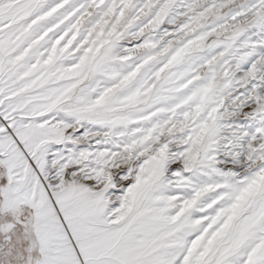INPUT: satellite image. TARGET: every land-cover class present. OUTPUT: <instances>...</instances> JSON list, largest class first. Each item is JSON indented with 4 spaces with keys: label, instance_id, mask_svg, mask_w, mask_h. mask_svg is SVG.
Returning <instances> with one entry per match:
<instances>
[{
    "label": "snow or ice",
    "instance_id": "snow-or-ice-1",
    "mask_svg": "<svg viewBox=\"0 0 264 264\" xmlns=\"http://www.w3.org/2000/svg\"><path fill=\"white\" fill-rule=\"evenodd\" d=\"M0 264H264V0H0Z\"/></svg>",
    "mask_w": 264,
    "mask_h": 264
}]
</instances>
